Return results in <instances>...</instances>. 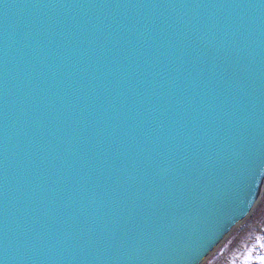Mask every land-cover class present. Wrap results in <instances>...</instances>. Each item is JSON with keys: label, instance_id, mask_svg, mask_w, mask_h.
Here are the masks:
<instances>
[{"label": "water", "instance_id": "95a60500", "mask_svg": "<svg viewBox=\"0 0 264 264\" xmlns=\"http://www.w3.org/2000/svg\"><path fill=\"white\" fill-rule=\"evenodd\" d=\"M264 183V0H0V264H202Z\"/></svg>", "mask_w": 264, "mask_h": 264}, {"label": "rangeland", "instance_id": "374dc122", "mask_svg": "<svg viewBox=\"0 0 264 264\" xmlns=\"http://www.w3.org/2000/svg\"><path fill=\"white\" fill-rule=\"evenodd\" d=\"M256 206L202 264H264V183Z\"/></svg>", "mask_w": 264, "mask_h": 264}]
</instances>
